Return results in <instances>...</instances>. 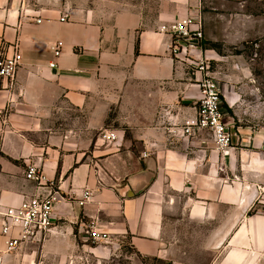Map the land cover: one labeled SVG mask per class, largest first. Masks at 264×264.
<instances>
[{
	"label": "crops",
	"instance_id": "obj_1",
	"mask_svg": "<svg viewBox=\"0 0 264 264\" xmlns=\"http://www.w3.org/2000/svg\"><path fill=\"white\" fill-rule=\"evenodd\" d=\"M186 17L205 26V0H0V51L22 54L0 79V206L36 192L30 164L61 195L40 250L8 252L0 234V264H264V131L237 125L226 150L184 135L201 74L161 27Z\"/></svg>",
	"mask_w": 264,
	"mask_h": 264
},
{
	"label": "built area",
	"instance_id": "obj_2",
	"mask_svg": "<svg viewBox=\"0 0 264 264\" xmlns=\"http://www.w3.org/2000/svg\"><path fill=\"white\" fill-rule=\"evenodd\" d=\"M62 20H64L62 18ZM162 31H168L173 36L171 50L182 61L188 62L195 71L200 73L198 81L200 98L197 102L196 118L187 121L183 127L184 135L193 136L205 130L211 133L217 147L226 150L232 147L234 133L226 122V110L222 92L211 71V57L203 54L205 26L201 17H186L169 26L163 25ZM56 55L60 54V46L53 48ZM22 63V54L18 48L12 53L0 51V79L15 80ZM55 67L56 64H50ZM100 138L105 142L114 141L117 136L114 131L103 130ZM26 179L35 184L36 192L25 196L22 202L15 206H0V234L5 240L6 250L13 252L25 245H43L56 227L54 204L61 197L59 186L49 180L42 166L30 164L25 172ZM90 200V194L85 193L80 205L84 206ZM86 233L92 240L99 241L105 234L97 233L94 226L88 227Z\"/></svg>",
	"mask_w": 264,
	"mask_h": 264
},
{
	"label": "rangeland",
	"instance_id": "obj_3",
	"mask_svg": "<svg viewBox=\"0 0 264 264\" xmlns=\"http://www.w3.org/2000/svg\"><path fill=\"white\" fill-rule=\"evenodd\" d=\"M205 9V36L211 39L203 49L210 50L214 58L211 71L222 92L224 108L228 118L237 123L231 131L237 125L264 131V0H205ZM227 98L235 102L232 106L238 117L230 111ZM258 203L255 208L264 212V194ZM41 246L23 247L40 250ZM125 251L132 250L126 247ZM110 264L127 262L121 258Z\"/></svg>",
	"mask_w": 264,
	"mask_h": 264
},
{
	"label": "trees",
	"instance_id": "obj_4",
	"mask_svg": "<svg viewBox=\"0 0 264 264\" xmlns=\"http://www.w3.org/2000/svg\"><path fill=\"white\" fill-rule=\"evenodd\" d=\"M225 105V104H224ZM144 264H172L159 258H142Z\"/></svg>",
	"mask_w": 264,
	"mask_h": 264
}]
</instances>
